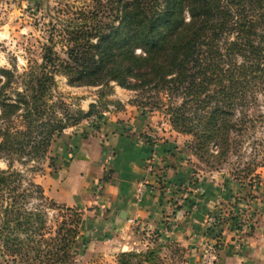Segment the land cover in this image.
I'll return each mask as SVG.
<instances>
[{"label": "trees", "instance_id": "trees-1", "mask_svg": "<svg viewBox=\"0 0 264 264\" xmlns=\"http://www.w3.org/2000/svg\"><path fill=\"white\" fill-rule=\"evenodd\" d=\"M78 2L60 9L40 65L16 76L0 69V156L8 161L0 170L4 264H68L80 234L81 213L46 199L40 185L12 168L14 160L44 161L55 137L95 108L74 114L61 100L52 102L56 75L74 87L112 82L164 93L171 129L191 136L194 155L210 168L241 148L250 109L264 95V0ZM47 209L63 212L55 230ZM117 264L163 263L150 249L121 253Z\"/></svg>", "mask_w": 264, "mask_h": 264}, {"label": "rangeland", "instance_id": "rangeland-1", "mask_svg": "<svg viewBox=\"0 0 264 264\" xmlns=\"http://www.w3.org/2000/svg\"><path fill=\"white\" fill-rule=\"evenodd\" d=\"M66 4L77 6L79 2L78 0H0V69L9 70L16 76L40 65L43 47L50 46V39H53L54 43V25H58L61 18L59 11ZM53 80L56 85L51 92L52 102L61 100L74 114L78 110L87 112L90 105H95L89 117L82 119L75 126L64 129L61 134L68 131L72 135L76 129H81V133L98 130L109 115L126 111H136L143 117L145 130L140 133V139L143 136V140L151 137L152 140H156L162 136V131H173L169 123L168 98L162 92L145 89L126 90L112 82L109 84L110 88L74 87L69 86L67 80L60 75L53 77ZM18 85L14 87L18 90L22 89V86ZM175 102L179 103V100ZM250 113L249 119L252 123L247 124L248 131L242 138L241 148L238 151L234 150L236 152L233 151L223 164L212 168L194 155L190 148L191 136L173 131L178 134L177 139L179 137L180 141H184L180 153L185 155L184 160H187L190 166L188 173L190 181L163 186L164 179L159 175L155 176L156 191L167 197L168 209L164 214L132 218L127 220L125 226L116 225L110 228L103 222L107 210L105 205L92 206L85 210L70 208L81 213L82 221L77 244L73 248L68 264H117V257L121 253H139L150 249L157 250L163 264H185V249L181 248L179 243L168 241L167 237L177 229L180 213L191 214L199 209L200 180L209 177L216 179L219 189L224 191L227 200L223 199V195L219 201L221 203L216 209L209 211L203 221L202 264H212L219 251L225 246H229L233 253L240 252L242 239L251 233L257 225L256 221L259 219L262 224L264 223V95L258 96L256 105L252 106ZM258 115H261L259 119L256 118ZM116 121L118 123L119 120ZM124 122L125 119L120 124L123 125ZM13 124L19 125L16 120ZM120 127L122 128L121 125ZM123 129L134 131L131 124L125 125ZM61 143L63 144L62 141L60 145ZM51 146L53 147H50L46 159L39 164L30 162L22 165L14 160L12 168L19 171L26 180L42 186L43 195L54 203V198L50 194L52 190L50 191L46 186L52 182L54 188V158L56 159L57 156L54 155V144L51 143ZM151 159L154 157L151 156L146 160L147 177L138 182L134 188V197L138 202H141L143 194L150 186L149 181L156 174V164L153 170H148V162ZM154 162L156 163V160ZM245 163L251 164L250 173L241 174L244 178L240 179L238 173L244 169ZM33 166L37 169L34 170ZM7 167L8 161L0 156V170H6ZM141 184H145V189L142 195L136 197ZM33 203L37 204L38 201ZM46 212L48 225L55 230L63 219L61 216L63 212L51 209H47ZM84 224L93 227L94 231L85 235ZM227 233H231V238L227 239ZM4 261L5 258L0 254V264H4Z\"/></svg>", "mask_w": 264, "mask_h": 264}, {"label": "crops", "instance_id": "crops-1", "mask_svg": "<svg viewBox=\"0 0 264 264\" xmlns=\"http://www.w3.org/2000/svg\"><path fill=\"white\" fill-rule=\"evenodd\" d=\"M123 118L125 122L122 125ZM116 120H119L118 123ZM127 124H131L134 131H125L123 128ZM144 130L143 117L136 111H126L109 115L98 130L81 133V129H76L72 135L65 131L55 137L54 188L52 182L46 185L50 191L54 190L50 193L54 203L84 210L105 205L107 210L103 222L110 228L125 226L132 218L164 214L168 209L167 197L156 191L155 176L164 179L163 186L189 182L190 166L184 160L185 155L180 153L184 141H180L179 137L177 139L178 134L162 131V136L156 140L152 137L143 140L140 133ZM108 154H111V159L107 163L104 157ZM151 156L156 160V174L149 181L152 187H147L141 202H138L134 197V188L147 177L146 160ZM213 178L200 180L199 209L191 214L180 213L177 229L167 237L168 241L179 243L185 249V264H202L203 221L207 213L221 203L219 201L224 195ZM98 185L102 187L100 192L97 191ZM256 224L251 233L242 239L240 252L233 253L229 246H225L212 264H264V223L258 219ZM91 231L94 228L84 224L85 235ZM227 234V239L231 238V233Z\"/></svg>", "mask_w": 264, "mask_h": 264}, {"label": "built area", "instance_id": "built-area-1", "mask_svg": "<svg viewBox=\"0 0 264 264\" xmlns=\"http://www.w3.org/2000/svg\"><path fill=\"white\" fill-rule=\"evenodd\" d=\"M111 159V154H108L106 155L105 157V162H109V160ZM155 159H151L149 162H148V170H153V166L155 165V162H154ZM145 184H141L139 187H138V190H137V193H136V197H139L140 195H142L144 189H145ZM102 189L101 185H98L97 186V191L100 192ZM244 232V231H243Z\"/></svg>", "mask_w": 264, "mask_h": 264}]
</instances>
